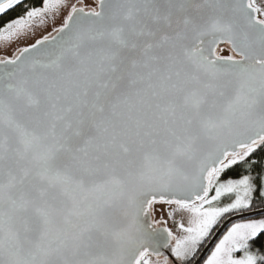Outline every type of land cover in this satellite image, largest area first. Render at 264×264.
Returning <instances> with one entry per match:
<instances>
[{
	"label": "snow or ice",
	"instance_id": "6c2138e0",
	"mask_svg": "<svg viewBox=\"0 0 264 264\" xmlns=\"http://www.w3.org/2000/svg\"><path fill=\"white\" fill-rule=\"evenodd\" d=\"M0 264H264V0H0Z\"/></svg>",
	"mask_w": 264,
	"mask_h": 264
},
{
	"label": "trees",
	"instance_id": "16d2710c",
	"mask_svg": "<svg viewBox=\"0 0 264 264\" xmlns=\"http://www.w3.org/2000/svg\"><path fill=\"white\" fill-rule=\"evenodd\" d=\"M12 15H15V13H13Z\"/></svg>",
	"mask_w": 264,
	"mask_h": 264
}]
</instances>
